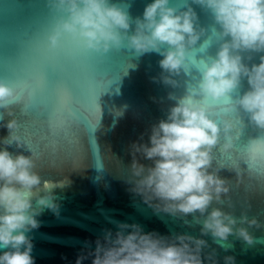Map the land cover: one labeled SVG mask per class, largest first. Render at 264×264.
<instances>
[{
  "label": "clouds",
  "instance_id": "1",
  "mask_svg": "<svg viewBox=\"0 0 264 264\" xmlns=\"http://www.w3.org/2000/svg\"><path fill=\"white\" fill-rule=\"evenodd\" d=\"M46 3L53 14L47 36L50 49L70 37L97 53L107 54L125 45L137 56L157 53L163 57L159 80L172 87L178 84L173 77L181 70L188 72L190 55L200 73L197 83L168 109L166 118L151 125L148 140L141 134L129 144L131 162L123 175L128 191L154 214L168 215L189 227L195 224L199 235H161L145 232L137 223L117 222L118 230L104 229L94 241L86 240L75 264L89 258L91 264H219L216 249L204 237L211 236L221 247L229 236L251 245L254 237L249 229L264 228V223L244 212L239 217L234 214L232 184L219 175L213 160L217 147L224 153L235 147L241 112L264 132V55L250 66L243 56L245 52L264 53V0H191L183 7L172 0H151L142 16L134 19L113 0ZM192 5L211 14L219 27L214 34L221 41L214 57L199 62L193 50L207 29L199 25ZM245 79L247 91L233 98ZM169 98L176 99L171 94ZM17 103L16 88L0 79V109L5 110L0 120L10 117L2 125L8 134L0 138L5 145L0 148V249H4L0 264H35L34 245L27 233L40 227L37 217L45 209L58 215L59 204L53 191L56 186L42 187L33 156L13 155L8 150L13 144L17 148L26 145L12 108ZM213 104L221 107L218 116L209 111ZM116 159L117 171H122ZM223 260L235 264L234 256Z\"/></svg>",
  "mask_w": 264,
  "mask_h": 264
},
{
  "label": "water",
  "instance_id": "2",
  "mask_svg": "<svg viewBox=\"0 0 264 264\" xmlns=\"http://www.w3.org/2000/svg\"><path fill=\"white\" fill-rule=\"evenodd\" d=\"M113 2L125 6L134 19L142 16L151 0ZM172 3L183 7L191 0H172ZM192 7L198 14L199 25L207 29L193 50L199 62L214 57L221 41L214 34L219 27L211 14L198 5ZM52 24L53 14L46 0H0V55L5 68L0 69V79L12 84L7 74L9 61L15 63L12 70L25 85L20 103L12 108L20 124L18 134L26 145L17 148L13 144L8 150L13 155L31 156L29 143L43 142L49 156L46 163L37 162V171L44 182L42 187L56 186L53 191L59 204L58 215L45 209L37 217L40 227L27 233L34 245L35 264H75L84 242L102 236L104 229L118 230L117 222L137 223L145 232L156 231L161 235L186 232L198 236L199 226L189 227L168 215L154 214L128 191L123 179L131 162L129 144L141 134L147 141L151 125L165 119L168 109L199 80L200 73L192 65L191 55L188 72L181 70L173 77L178 84L172 87L159 80L161 55L137 56L126 45L107 54L97 53L75 44L70 37L63 38L58 48L50 49L47 36ZM261 55L264 53L245 52L244 62L249 66L259 63ZM48 65L80 89L83 102L76 107L93 130L89 135L98 146L102 168L97 167L88 149L84 125L78 119L65 123V118L53 111L46 81ZM153 77L157 79L154 81ZM247 89V80H242L233 98ZM169 94L176 99H170ZM216 106L210 111L214 116L222 111ZM4 111L0 109V114ZM7 119L10 117L0 120V138L8 134L2 126ZM239 120L235 147L227 153L220 152L219 147L214 149L213 166L232 184L234 214L239 217L244 212L249 218L255 216L264 223V162L260 156L264 153V132L255 129L242 112ZM4 147L0 143V148ZM241 157L249 160V169L243 162L239 165ZM116 158L121 162L122 171H117ZM249 231L254 237L251 245L234 236L223 241V247L214 243L211 236L204 239L216 249L219 264H224L225 256H234L235 264H264V228L253 227ZM84 264H91V258Z\"/></svg>",
  "mask_w": 264,
  "mask_h": 264
},
{
  "label": "snow or ice",
  "instance_id": "3",
  "mask_svg": "<svg viewBox=\"0 0 264 264\" xmlns=\"http://www.w3.org/2000/svg\"><path fill=\"white\" fill-rule=\"evenodd\" d=\"M2 57L3 56L0 55V69L5 70ZM14 65L15 63H11L8 61L7 74L13 86L18 90V103H20L25 85L20 79L19 75L12 70ZM46 81H47V88L50 93V105L53 111L59 112V114L65 118V123H67V121L69 120L78 119L84 125V127L87 129L88 132V137H87L88 149L91 153H93V157L95 159L97 167L102 168L103 162H102V157H98V146L96 144L95 139L89 135V133L93 130L89 127L90 124L89 121L76 107L78 103L83 102L82 99L83 95L80 89L73 82H70L66 79H62L56 71L51 69L49 65L47 67V72H46ZM28 107L31 108L32 105L29 104ZM208 107H209V111H211L214 108H218L214 104L209 105ZM237 124L238 125L240 124L239 119H237ZM29 144L33 159H35L36 162H39L41 164L46 163L49 156V152L45 148L43 142L32 141ZM260 156L262 162H264V153H261ZM241 162L247 164V169H249L250 166L249 160L241 157L238 159L239 165L241 164Z\"/></svg>",
  "mask_w": 264,
  "mask_h": 264
}]
</instances>
